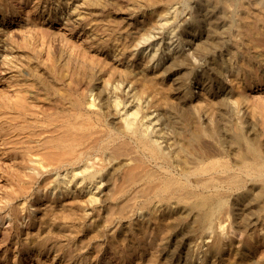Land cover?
<instances>
[{
  "label": "bare ground",
  "instance_id": "obj_1",
  "mask_svg": "<svg viewBox=\"0 0 264 264\" xmlns=\"http://www.w3.org/2000/svg\"><path fill=\"white\" fill-rule=\"evenodd\" d=\"M90 1L0 0V156L16 182L0 181V264H91L106 240L128 263L141 238L153 252L135 264H264V101L247 94L264 91V0ZM18 31H66L80 55L21 47L26 78L7 65ZM114 38L130 53L114 57ZM97 66L163 104L127 76L103 93Z\"/></svg>",
  "mask_w": 264,
  "mask_h": 264
},
{
  "label": "rangeland",
  "instance_id": "obj_2",
  "mask_svg": "<svg viewBox=\"0 0 264 264\" xmlns=\"http://www.w3.org/2000/svg\"><path fill=\"white\" fill-rule=\"evenodd\" d=\"M60 1H61V5L64 6L65 9H70L71 7H73L74 0H71V1H68V0H60ZM67 1H68V2H67ZM87 1H88V2H92V1H90V0H87ZM93 1H95V0H93ZM100 1H102V2H100ZM106 1H107V0H99V1L97 0L96 3H97V2H100V4L102 3V4L105 6V5L107 4ZM112 1L117 2V0H110L109 5L112 4V3H111ZM118 1H119V0H118ZM120 1H121V0H120ZM128 1H129V0H127V2H128ZM131 1H133V0H130V1L128 2V4L131 3ZM143 1H144V2H143ZM143 1H142V0H138V2L135 1V3H136L137 5H139V6L141 5L140 3H142L144 6L141 5L142 7H141V6H140V7H141V9H144V10L147 9L146 11H148V10L152 11V9H154L153 5H155V4H153L152 1H151L152 3H150L149 0H143ZM148 1H149V3H148ZM185 1H186V0H183V2H182L183 4L180 2V3H179V6H181V4H182V5H185V4L187 5L188 0L186 1V3H185ZM121 2L123 3V1H121ZM145 2H146V3H145ZM96 3H95V4H96ZM76 4H79V5L84 6L83 1L78 2V3L76 2ZM100 4L97 3V5H100ZM145 4H146L147 6H145ZM149 4H150V5H149ZM103 5H102V6H103ZM148 5H149V6H148ZM31 6H32V5H31ZM88 6H89V5H88ZM104 6H103V7H104ZM114 6H115V5H113V7H114ZM150 6H151L152 8H150ZM32 7H33V6H32ZM50 7H51V5H50ZM53 7H54V6L52 5V8H53ZM145 7H146V9H145ZM115 8L118 9L119 6L117 7V5H116V7H114V10L116 11ZM55 9H56V11L59 13V8H58L57 6H55ZM78 10H80V9H77V11H78ZM117 12H118V11H117ZM118 13H119V14H117V16H118L117 18H118V19H120V18H124V16H123L122 14H121L122 16L120 15L121 11H119ZM58 17H60V15H59ZM125 18H127V17H125ZM47 19H49V17H47ZM141 20H142V19H141ZM65 32H66V31H65ZM65 32H64L65 36H64L63 32H58V33H56V34H52V35H51V34L41 35V37H40L39 34H38V35H33V34H31V33H30V34H27V33L25 34V33H24V35H23L22 32H19V31H18V32H16L15 36L12 38L11 42H12L13 45L17 48V50H18L19 53H17L16 55H17V57H19V58H20V55L22 54V53L19 51V50H21V47H22V49H23L24 47H29V46H27V45H31L29 48H35L36 50H39L40 52H41V50L43 51V52L41 53L42 56H43L42 58H44V56H45L44 60H48V61H46V62H48V63H53L54 61H55V62L58 61L61 65H65V64H66V65L70 66L72 63H68L69 60H72V62H73L74 60H77L76 57H75V55H76V56H77V54L80 55V53H78L79 51H78V49H77V48H78L77 45H78V46H80V45L77 44V42H75V43L72 42L71 39H69V38H70L69 34H68V33H65ZM19 33H20V34H19ZM30 35H31V36H30ZM32 35H33V36H32ZM23 36H25V37L23 38ZM26 36H30L31 38H30V37L27 38ZM51 36H52L53 38H51ZM17 37H18V38H17ZM21 37H22L23 39L26 38L25 41H23V39H22ZM63 37H64V39H66V40H64ZM65 37H67V38H65ZM116 37H117V36H116ZM20 38H21V39H20ZM39 38H41V39H39ZM99 38H100V36H99ZM117 38H118V37H117ZM117 38H114L113 43H112V46L115 47V48H114V50H115L114 55H115V56H114V55H113V56L116 57V55H118V56L121 58V56L123 57L124 54H125V55L129 54L130 51H131V50H130L131 48L129 47L128 44H126V42L119 41ZM14 39H15V41H14ZM29 39H30V40L32 39L31 42H30ZM37 39H38V40H37ZM33 40H34V42H33ZM67 40H68L69 42H68ZM28 41H29V43H28ZM47 41H49V42H47ZM90 41H91V40H90ZM90 41H88V42H90ZM20 42H21V43H20ZM66 42L68 43V45L66 44ZM80 42H81V41H80ZM27 43H28V44H27ZM49 43H50V44H49ZM51 43H52V45H51ZM69 43H70V46H69ZM20 44H21V45H20ZM33 44H34V45H33ZM41 44H42V45H41ZM71 44H72L73 46H71ZM74 44H75V47H74ZM37 45H38L39 47H38ZM40 45H41V47H40ZM46 45H47V47L45 48ZM49 45H50V46H49ZM33 46H34V47H33ZM67 47H68V48H67ZM37 48H38V49H37ZM71 48H74V49H71ZM50 49H51V50H50ZM67 49H68V50H67ZM46 50H48V52H49V55H48L49 58H47V57H48V56H47V53H48V52H47ZM45 51H46V52H45ZM76 51H78V52H76ZM120 51H121V52H120ZM51 52H52L53 54H52ZM20 53H21V54H20ZM44 53H45V54H44ZM76 53H77V54H76ZM18 54H19V56H18ZM50 54H51V55H50ZM70 54H71L72 56H71ZM74 54H75V55H74ZM16 55H15V57H16ZM52 55H53L54 57H52ZM57 55H58V56H57ZM62 55H63L64 57H63ZM68 55L71 56V57H70L71 59L69 58ZM73 55H74V56H73ZM46 56H47V57H46ZM8 57H9V56H8ZM15 57L10 56V58H12V59H10V58H9V60L7 59V61H8V62L6 61V62L8 63L7 65H12V64H13L12 67H18V66H19V68L22 69L21 71H23L22 74L25 72L23 75H24L26 78H29V76H30V72H31L30 70L33 69V68L36 67V66L33 65V63L30 62L29 60H26L27 58H25L23 54H22V56H21L20 59L17 58V57H16V58H17V59H16ZM50 57H51V59H52V58H53V59L51 60ZM56 57H57L58 59H56ZM60 57H61V58H60ZM65 57H66V58H65ZM73 57H74V58H73ZM77 57H79V56H77ZM13 58H15V59H13ZM63 58L65 59V61H64ZM59 59H60V60H59ZM62 59H63V60H62ZM67 59H69V60H67ZM10 60L12 61V63H10V62H11ZM14 60H15V63H16V61H17V63H16L17 66L14 65V63H13ZM18 60H19L20 62H18ZM22 61H24L23 64H22ZM67 61H68V62H67ZM25 62H26V63H25ZM58 62H57V63H58ZM61 62H63V64H62ZM65 62H66V63H65ZM70 62H71V61H70ZM74 62H75V61H74ZM74 62H73V63H74ZM64 63H65V64H64ZM75 63H76V62H75ZM27 64H28V65H27ZM69 64H70V65H69ZM20 65H21V66H20ZM24 65H25V66H29V68H28V67L25 68ZM72 65H73V64H72ZM72 65H71V66H72ZM30 66H32L33 68L30 67ZM10 67H11V66H10ZM21 67H22V68H21ZM97 67H98V66H97ZM97 67H95L96 70H95V69L93 70L94 72L92 71V73H91V75H92L91 78L93 77V75H96V76L98 77L99 80L102 79V78H104V80H106V79H107V80H110V79L113 80V79H115L117 76H118V77L120 76L119 79L116 78V79H118V80H117V84L112 85V88L117 87V88L119 89L121 86H123V83H124L125 81H128V80L131 81V82H130V85H131V83H132V84L134 83V80H135V79H136V80L138 79V77H132L131 74H130L131 79L134 78V80L129 79V78H130V77H129V72H128L127 70H124V69L122 70L123 72H120V71H121L120 69H113V71L116 70V71H114V73L116 72V73H115L116 75L113 73V71H111L110 73H108L109 75H108V74H107V75L110 76V75H112V73H113L114 76L112 75L111 77H108V78H107V75H104V74L101 73V68L103 69L104 66H103V67L99 66V67H101L100 69H99V67H98V68H97ZM36 68H37V67H36ZM13 69H14V68H13ZM23 69H26V70H23ZM35 70H36V72H38V68H37V69L34 68L32 71L35 72ZM99 70H100V71H99ZM29 71H30V72H29ZM96 71H99L100 73H99V72H96ZM124 71H125V72H124ZM126 71H127L128 73H127ZM94 73H96V74H94ZM122 73H123V74H122ZM124 73H127V74H124ZM25 74H26V75H25ZM117 74H118V75H117ZM28 75H29V76H28ZM100 75H101V76H100ZM102 76H104V77H102ZM126 76H127V80H125V79H126ZM97 77L94 76L95 83L97 82V84H98V85H97V88L100 87V88H98V89H99V90H102L101 88L103 87V90H106V88H104L105 86L102 85L103 83L100 84L101 80H100V81L97 80ZM99 77H100V78H99ZM122 77H123V78L125 77V79H123ZM166 77H167V75H166ZM105 78H106V79H105ZM120 79H123V82H122V80H120ZM172 79H173V78L170 77V79L166 82V85H165V86H168L167 84L171 85V86L168 87V91H169V92L167 91V94H166L167 97H171V98H172V95H174V91L172 90V89H174V86H172V85H173V81H172ZM119 80H120V81H119ZM124 80H125V81H124ZM136 80H135V81H136ZM98 81H99V82H98ZM5 82H7V81H5ZM136 82H137L136 85H135V83H134L135 88L137 87V88H136V93H137L138 95L141 93V94H140V97H141V96H144V97H141V98H148L149 100H151V103H153V105H156V104H157V105H158V104L162 105V104H163V103L161 104V101H160V100H161V95H158V93H156V92H154V91H153V93H152V90H151V89H149V90L147 91L146 89L150 88L148 85H147V86L144 85V86H146V87H148V88H146V87L143 88V85H141V86H142V87H141L140 84H138V81H136ZM100 85H101V86H100ZM138 85H139V86H138ZM131 86H132V85H131ZM134 86H132V87H134ZM140 87L142 88V90L139 89ZM171 87H172V88H171ZM170 88H171V89H170ZM83 89H84V88H83ZM137 89H138V90H137ZM169 89H170V90H169ZM257 89H258V88H257ZM257 89H256V90H250V89H249V91H247V94L249 93V94H248L249 98H250V99L252 98L251 100H253V101L257 100L256 97H260V98H261L260 95H262V98L264 99V91L262 90V87H261V89H259V90H257ZM99 90L96 91V92H97V95H101V94H102L101 92H102L103 90H102L101 92H100ZM145 90H146V91H145ZM150 90H151V91H150ZM139 91H141V92H139ZM255 91H256V92H255ZM257 91H258V92H257ZM99 92H100V93H99ZM103 93H104V91H103ZM169 93H172V94H169ZM151 94H152V95H151ZM153 95H154V96H153ZM157 95L160 96V99H159V97H157ZM170 95H171V96H170ZM252 95L256 96L255 99L253 98L254 96H252ZM146 96H149V97H146ZM155 96H156V97H155ZM152 97H153V99H155V98H156V99L153 101ZM171 98H170V99H171ZM260 98H258V99H260ZM262 98H261L260 100H257V102L259 101L258 103H261V101H264ZM152 101H153V102H152ZM157 101H158V102H157ZM155 102H157V103L154 104ZM169 103H170V102H169ZM171 103H172V105H171ZM171 103H170L171 106L175 105V104L172 102V99H171ZM151 105H152V104H151ZM234 119H235V118H234ZM234 121H235V122L233 123V128L236 129L237 127H239V125L236 126V124L238 123V122H237V119H235ZM236 122H237V123H236ZM234 124H235V126H234ZM237 129H240V128H237ZM3 156H4V155H3ZM0 157H1V156H0ZM4 157H5V156H4ZM2 160H3V161H2ZM5 161H6L7 163H5ZM2 162H3V163H2ZM4 163H5V164H4ZM9 163H11V162L5 160L4 158L2 159V157L0 158V173H1V174H0V181L2 182V183H1V182H0V183L2 184V187H4V188L7 187V186H9L10 188L13 186V187L15 188L16 186H14V185L16 184V182L13 181L14 183L12 184V181L9 179V174H6L7 171H10V170H11V167H10ZM7 164H8L9 166H8ZM6 165H7V166H6ZM8 167H10L9 170H8ZM2 169H3V170H2ZM4 170H6V171H4ZM1 171H2V172H1ZM3 171H4V172H3ZM3 173H5V174H4V175H6L5 177L2 176ZM7 178H8L9 180H8ZM2 180H3V181H2ZM4 183H5L6 185H5ZM1 184H0V189H1L0 192L4 189V188H1ZM3 184H4L5 186H3ZM9 187H7V189H10ZM43 201H45V199H44ZM43 201H42V203H43ZM49 207H50V206H49ZM49 207H48V208H49ZM139 213H140V212H139ZM137 215H138V212H137ZM25 228H26V227H24V230H26ZM141 239H142V238H141ZM141 239L139 240V242L135 243V244H138V245H136V246H137V248H139L140 251H141V252H140V255H139L140 258H139V256H137V257H135V258H132L133 260L131 259V261L128 262V263H123V261H121V259H120V261H119V258H118L117 256L114 257L115 254H114L113 250L111 249V247L108 246L109 244L107 243V240H106V244H105V245H106V250H105V252H104L103 257H101V259H99L100 261H99V260L96 261L95 259L92 260L93 263L91 262V264H94V263H95V264H102V263H103V264H106V263H108V262H109V264H122V263H123V264H132V263L135 264V263H137L138 261L143 262V261L146 260L147 258H148V259L150 258V256H151V253H150V252H153V251H152L153 249H151L150 246L147 247V245H145V244H146V243H145L146 240L143 241V239H142V240H141ZM0 242H1V238H0ZM140 242H141V243H140ZM163 243H164V242H163ZM107 244H108V245H107ZM134 246H135V245H134ZM136 246H135V247H136ZM110 249H111V250H110ZM142 249H144V250H142ZM150 249H151V250H150ZM109 250H110V251H109ZM146 250H147V251L149 250V251L147 252ZM154 250H155V249H154ZM143 251H144V252H143ZM145 251H146V252H145ZM106 252H107V253H106ZM111 252H112L114 255H113V254L111 255V254H110ZM154 253H155V251H154ZM144 254H145V256H144ZM155 254H156V253H155ZM155 254H153L152 257H154ZM15 256H16V257H20V253H17L16 255H14V258H15ZM105 256H106V257H105ZM156 256H157V258H158V257H159V253H157ZM143 257H145V258H143ZM152 257H151V258H152ZM14 258H12V260H13ZM26 258H27V257H26ZM137 258H138V259H137ZM22 259H23V256L21 257L20 260H22ZM135 259H136V261H135ZM139 259H141V260H139ZM101 260H102V261H101ZM103 260H104L105 263L103 262ZM17 262H18V260H17Z\"/></svg>",
  "mask_w": 264,
  "mask_h": 264
}]
</instances>
